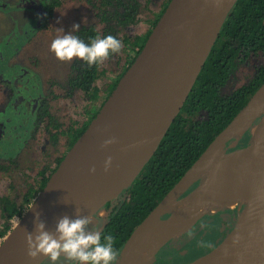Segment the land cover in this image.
I'll return each instance as SVG.
<instances>
[{"label": "trees", "instance_id": "obj_1", "mask_svg": "<svg viewBox=\"0 0 264 264\" xmlns=\"http://www.w3.org/2000/svg\"><path fill=\"white\" fill-rule=\"evenodd\" d=\"M66 1L31 0L30 2L34 6L37 4L44 6L46 12L44 17L47 22L52 13ZM82 1L94 7L99 22L95 25H82L79 31L73 34L85 43H90L97 36L103 38L113 35L122 42L123 48L118 55L114 54L103 63L92 67L79 59L73 60L67 85L72 92L82 94L87 101L81 121H74L68 129L63 130L59 123L53 121L48 105L42 104L43 125L45 123L47 129H58L60 132L53 135V141L62 143L65 137L66 146L69 149L86 131L92 119L96 117L121 78L135 61L171 0L165 3L155 19L151 21V26L146 34L137 36H130L126 30L140 24L143 12L149 9L147 6L143 7L139 0ZM31 4H28V10L37 12L36 9L30 8ZM122 56L126 59V63L120 73L114 80L105 83L110 77V64L116 57ZM263 86L264 0H239L229 13L186 101L157 152L134 183L117 199L105 206L110 210V213L106 220L99 219L103 225L102 242L103 237L113 236L114 248L119 251L122 257L123 249L135 230L180 183L222 132L246 109L251 99ZM102 95H106L105 100L96 106L95 104ZM260 121L261 118H258L254 124H259ZM239 139L238 145L228 152L252 143L254 141L252 129L239 136ZM65 155L66 152L57 159L53 170L43 168L38 175V185L31 186L20 201L8 197L2 199L1 217L5 220V225L0 226V240L4 239L12 230L11 222L14 218H21L22 210L31 206ZM201 182L202 179H199L182 196L186 197ZM182 196L175 201L181 199ZM245 207L246 203H241L236 207H217L210 211L196 223L199 225L195 229L172 238L159 249L156 254L157 264H177L184 259L195 261L208 255L228 238ZM227 214L234 215V221ZM172 215L173 211L170 210L166 212L164 219ZM98 226H101L100 223ZM184 238L190 242H186L185 246L179 250L180 252L173 247L167 249L170 247L169 243L178 244ZM120 261L121 258L118 264Z\"/></svg>", "mask_w": 264, "mask_h": 264}, {"label": "water", "instance_id": "obj_2", "mask_svg": "<svg viewBox=\"0 0 264 264\" xmlns=\"http://www.w3.org/2000/svg\"><path fill=\"white\" fill-rule=\"evenodd\" d=\"M238 1L171 0L169 2L143 49L121 78L115 90L108 97L96 117L92 119L86 131L68 150L60 165L48 178L47 185L35 198L28 212L21 218L20 225L15 230V227L12 228L13 231L11 230L7 235H15L16 240L10 243L8 239H5L6 236L0 244V249H2L0 251V264H42L47 259L41 255L38 259L31 260L27 256L25 231L34 232L36 214H39L40 220L46 225V230L50 232L55 230L60 218L67 216L74 219L77 211L81 216H90L93 219L108 203L117 199L134 183L157 152L186 101L222 26ZM214 30L216 32L211 45L202 58L175 116L161 130L131 139L130 130L139 116L144 114L153 103L160 101L163 96L167 97L169 87L186 70L199 52L205 38ZM250 103L214 141L180 183L135 230L123 249L119 264H155L157 251L172 238L188 232L189 230L186 229L196 224L203 216L217 207L225 208V206L209 205L208 202L204 201L190 209L185 203L187 210H191L190 215H188L189 227L187 226L188 228L182 232L171 235L170 239L165 240L154 252L146 254L143 246L144 239L158 224L169 220L178 210H181V208L176 209L178 201L175 200L186 193L200 178L185 191H183L184 187L182 189L179 187L209 149L220 141L218 145L223 146L224 155L239 150L228 152L226 147L237 134V131L233 129L236 121L247 110ZM254 122L255 120L252 124ZM263 122L264 119L254 126H259ZM112 137L116 138L117 143L106 148L101 147L105 140ZM254 141L252 144L256 143ZM133 145L134 147H131ZM109 156L112 157V166L108 172H105L104 162ZM92 168L96 169L95 173L90 171ZM88 172L90 173V180L87 192L74 203L72 208L62 211L64 200L72 188L74 177L79 173L85 179ZM209 179L205 181L203 186L199 187V185V188L197 187L185 198L208 185ZM170 210L173 211V215L164 219L166 212ZM240 218L231 234L238 227ZM186 223L185 218L184 224ZM231 234L209 254L227 243ZM245 234V238L240 243L241 253L234 257L230 264H264V179L257 208L249 219ZM202 258L187 264H196Z\"/></svg>", "mask_w": 264, "mask_h": 264}, {"label": "rangeland", "instance_id": "obj_3", "mask_svg": "<svg viewBox=\"0 0 264 264\" xmlns=\"http://www.w3.org/2000/svg\"><path fill=\"white\" fill-rule=\"evenodd\" d=\"M30 1L9 3L0 0V200L6 196L19 199L32 184L38 185L35 179L38 170L40 171L41 167L53 170L57 159L67 150V146L60 142L56 148L49 146L47 138L35 132L27 144V149L31 148L33 152L24 155V163L19 165L18 160L3 161L11 157L15 159L21 157L27 140V130L35 122V111L37 113L45 91L54 116L64 127L67 124L72 125L74 121H81L87 106L83 96L80 93H73L67 85L71 73L70 66L75 58L71 62L59 61L50 51V45L58 35H63L57 29L63 28L64 34H67L73 24H79L80 27L98 24L96 10L82 0H67L45 22L44 6L40 4L34 6ZM139 1L143 7L147 6L149 9L143 12L140 24L126 30L130 36L146 34L151 21L168 0ZM28 4H31L30 8L37 10V16L28 10ZM21 52L26 55V64L15 62L11 65L14 62L13 58ZM36 56L41 57L37 66L34 60ZM125 63L124 56L116 57L109 66L110 77L105 83L114 80ZM99 85L101 86V82ZM9 92L13 100L9 99L7 104ZM105 98L106 95H102L95 105L99 106ZM260 118L264 119V115ZM234 146L236 144L228 145L226 150L230 151ZM179 208L181 206L177 205L176 209ZM27 209L24 208V215L28 212ZM106 214L104 211L100 216ZM97 217L93 218L92 225L98 221ZM20 220L21 218H15L12 221L13 228L19 225ZM3 225L5 220L0 213V226ZM3 241L4 239H1L0 244ZM154 250L151 249V252Z\"/></svg>", "mask_w": 264, "mask_h": 264}, {"label": "bare ground", "instance_id": "obj_4", "mask_svg": "<svg viewBox=\"0 0 264 264\" xmlns=\"http://www.w3.org/2000/svg\"><path fill=\"white\" fill-rule=\"evenodd\" d=\"M215 32L216 30L210 32L205 38L193 61L189 64L186 70L180 74L177 81L169 87L170 89L167 91V97L163 96L160 101L153 103L144 114L139 116L137 122L130 130L131 139H136L161 130L170 121V119L175 116L185 97V93L192 82L193 76L202 61V58L211 45ZM258 110L264 111V88L256 94L247 110L236 121L233 129L237 132L245 131L254 120L264 115V112H261L254 117V112ZM250 120V125L244 129ZM255 134L259 140L255 138L254 142L258 143H250V146L248 145V147L239 148V150L228 155L223 154V146L218 145L220 141L215 143L209 149V151L214 154V181L210 180L208 185L210 186L214 184V202L224 206H235L239 202H246L247 208L245 207L246 210L243 209L239 225L231 234L229 241L223 244L212 254L202 258L196 264H230L233 258L241 253L240 243L245 238V230L248 226L249 219L257 208L258 199L263 185L264 122L262 125H259ZM209 151L206 154H208ZM220 154L225 159L228 156H231L229 157V160L226 159L225 162H222ZM205 156L203 157L204 159L202 158V160L197 163L195 168L180 185L179 189H182L190 182V180L194 179L197 172L207 168L206 165H208V158L210 155L208 157ZM79 173L74 177L75 179L73 181L72 188L66 195L62 211H67L72 208L74 203L79 198L84 196L87 192V188H89L88 184L90 180V173L88 172L87 175H85V179L82 177V174ZM208 186L206 185L204 188L203 192L205 194L208 192ZM198 196L199 192L194 195L191 202H197ZM215 203L214 205L218 206V204ZM180 211L181 210H178L169 220H165L158 224L144 239L143 246L146 254L152 253L151 249H156L157 246L161 245L162 242L168 239L171 235L182 232V230L188 228V213L183 211L180 214ZM185 218L187 222L186 224H184ZM16 228H14V230ZM164 228L167 229L165 230ZM6 239H8L11 243L16 240V236L11 234L7 236ZM1 250L2 249H0V251Z\"/></svg>", "mask_w": 264, "mask_h": 264}, {"label": "clouds", "instance_id": "obj_5", "mask_svg": "<svg viewBox=\"0 0 264 264\" xmlns=\"http://www.w3.org/2000/svg\"><path fill=\"white\" fill-rule=\"evenodd\" d=\"M79 29V24H73L67 34H64L63 28L57 29L63 35L52 40L50 51L59 61L71 62L75 58L92 67L114 54L118 55L123 48L122 42L113 35L97 36L90 43H85L73 34ZM115 143L117 140L112 137L105 140L101 147ZM111 166L112 157L109 156L104 162V171L108 172ZM90 171L95 173L96 169ZM92 220V217L81 216L77 211L76 218H60L55 230L50 232L36 214L34 232L25 231L28 258L36 260L42 255L50 264H118L121 256L114 248V237L105 236L102 242V233L98 227H93Z\"/></svg>", "mask_w": 264, "mask_h": 264}, {"label": "flooded vegetation", "instance_id": "obj_6", "mask_svg": "<svg viewBox=\"0 0 264 264\" xmlns=\"http://www.w3.org/2000/svg\"><path fill=\"white\" fill-rule=\"evenodd\" d=\"M5 1H7V2H9V3H19V2H22V0H16L15 2H11L12 0H5ZM58 9V8H57ZM35 14H36V16H37V12H34ZM38 31V30H37ZM36 31V32H37ZM16 54H14V56H15ZM18 57H20L19 58V60H17V58ZM41 60V57L39 58V56H36V58H34V60L36 61V66H37V64H38V60ZM13 60H14V62L11 64V65H14V63L15 62H17V63H20V64H26L25 62L27 61L26 60V55H25V53L24 52H21V53H18L17 54V56H15V58H13ZM34 64V63H33ZM1 86H5V85H1ZM42 86H44L43 85V83H42ZM2 89V88H1ZM73 93H75V92H73ZM76 93H78V92H76ZM81 96H83L82 94H81ZM12 95L10 94V92L8 93V99H6V102H7V104L9 103L8 101H9V99L12 101L13 99H12ZM84 98V97H83ZM44 103H46V105H48V110H49V113H50V115L53 117V121L55 122V123H59L58 122V120H57V118L54 116V114H53V112H52V107H51V104H50V100H49V98L47 97V94H46V91H45V95H43V97H42V100H41V104L39 105V108H38V111H37V113H36V111H35V122L33 123V125H31L30 127V129L29 130H27L28 132L26 133L27 135H26V137H27V140H26V142H25V144H24V149H23V151L21 152V157L19 158V159H15V158H8V159H4L3 161H12V162H14L15 160H18V163H19V165H21V163H24V155H26L27 154V152L28 153H32L33 151L31 150V148H29V149H27V144H28V142L31 140V138L33 137V135H34V133L36 132V133H38V135H41V137L44 135L46 138H47V141H48V144H49V146H51V147H54V148H56L57 146H59V143H55L54 141H53V139H52V137H53V135L55 134L56 135V133L57 134H59V130L57 129V130H53L52 128H50V129H47V127L45 126V123H44V125H43V121H42V116H41V107H42V104H44ZM84 103H85V105L87 104V101H85V99H84ZM62 126V125H61ZM71 126V124H67L65 127L64 126H62V129L63 130H65V129H68L69 127ZM62 130V131H63ZM24 134V133H23ZM61 137H64L63 135H61ZM52 139V140H51ZM39 140H41V139H39ZM63 142H62V144L63 145H66V142H65V137H64V139L62 140ZM66 151H64L63 153H67L68 152V150H69V148H67L66 147ZM19 155V154H18ZM14 156H16V155H14ZM13 156V157H14ZM14 160V161H13ZM1 163V162H0ZM39 165H41V164H39ZM43 170V167H41V169H40V171L38 170V173H37V176H36V178L35 179H37V181L39 182V177H38V175H39V173L41 172ZM52 175V174H51ZM32 186H34V184H32ZM31 187V186H30ZM30 189V188H29ZM29 189L24 193V195L23 196H21L19 199H13V198H11L10 196H6V197H8L9 199H12V200H16V201H20V199H22V198H24V196H25V194L29 191ZM41 192V191H40ZM6 197H3L2 199H4V198H6ZM2 199L0 200V204H1V201H2ZM241 202H239L238 204H240ZM242 203H246V202H242ZM238 204L236 205V206H238ZM236 206H234V207H236ZM28 208V207H27ZM29 209V208H28ZM27 209V210H28ZM24 210V209H23ZM22 210V211H23ZM1 205H0V213H1ZM106 212L107 214H106V216H100V214L102 213V212ZM243 211V210H242ZM109 213H110V210L109 209H107V208H103L100 212H98V214H96L94 217H97V219H98V221L95 223V224H93V225H96L95 227H98L99 228V230L101 231L102 230V228H103V225L101 224V222L99 221V219H104V220H106L107 218H108V216H109ZM242 213V212H241ZM224 215H226V214H224ZM228 216H231L232 217V221H234V219H235V216L234 215H232V214H227ZM23 216H24V213H23ZM22 216V217H23ZM21 217V218H22ZM93 217V218H94ZM16 218H19V217H16ZM15 219V218H14ZM208 222H211L210 220H208ZM12 223V222H11ZM99 223H100V225L101 226H98L99 225ZM199 225V223L193 228V229H195L197 226ZM12 228H13V226H12ZM193 229H191V231L193 230ZM188 239H189V237H188ZM187 242V240L184 238V239H181L180 241H179V243L178 244H171V243H169V245H170V247H168L167 249H169V248H172L173 247V249H175V250H177V251H179V250H181L185 245V243ZM190 242V241H189ZM189 242H187V243H189ZM210 246L212 247L213 246V244L211 243L210 244ZM180 252V251H179ZM158 253V252H157ZM156 253V254H157ZM182 253V252H181ZM156 257H157V255H155V260H156ZM48 259H46L43 263H50V261L48 260ZM190 262H193V260H191V261H188V260H182V261H180V262H178L177 264H187V263H190ZM42 263V264H43ZM158 262H157V260H156V262H155V264H157Z\"/></svg>", "mask_w": 264, "mask_h": 264}, {"label": "crops", "instance_id": "obj_7", "mask_svg": "<svg viewBox=\"0 0 264 264\" xmlns=\"http://www.w3.org/2000/svg\"><path fill=\"white\" fill-rule=\"evenodd\" d=\"M261 112H264V111H261V110H258V111H256V112H254V117L256 116V115H258V114H260ZM250 123H251V120L246 124V126H245V128L244 129H246L249 125H250ZM252 124V123H251ZM253 125V126H252ZM252 125H250L245 131H242V132H236L237 134L236 135H234V137H233V139H232V141L231 142H229V146H231L232 144H236V146L238 145V143H239V141H240V139H239V136H241L242 134H244L245 132H247L249 129H252L253 128V136H254V140H255V138H257L256 137V134H255V131H256V129L259 127H255L254 126V124H252ZM262 125V124H261ZM243 129V130H244ZM257 140H259L258 138H257ZM256 143H258V142H256ZM255 143V144H256ZM236 146H234V147H236ZM241 148H243V147H241ZM214 151V150H213ZM210 153V154H209ZM209 153L208 154H206V156L205 157H208L209 155V158H208V165H206L207 166V168H205L204 170H201V171H199V172H197L195 175L197 176H195V178L193 179V180H191L188 184H186L185 186H184V188H183V191H185L186 189H188L197 179H202V182H201V184H200V186L199 187H201V185L203 186L204 185V183H205V181L206 180H208L209 178V181L210 180H213L214 179V169H215V165H214V154H212V152L211 151H209ZM214 153V152H213ZM233 155V154H232ZM231 156V155H230ZM230 156H228L226 159H228L229 160V157ZM204 159V158H203ZM220 159H221V161L222 162H225V158H223L222 156H221V154H220ZM222 175H224V174H222ZM193 176V177H194ZM213 176V177H212ZM214 181V180H213ZM209 183L210 182H208V185H209ZM207 185V186H208ZM198 187V188H199ZM205 188V187H204ZM204 188H202V189H200L199 191H197V192H199V196H198V201L197 202H191L192 200H193V197H194V195L195 194H197V192H195V193H193V194H191L189 197H187V198H185V197H183L182 195V197H181V199H178L177 201V205H179V206H181V211L179 212L180 214L184 211L185 213H188V215H190V212H191V210H187L188 208H186V205H185V203L190 207V209H192V208H194V207H196V206H198V204L199 203H202V202H208V204L209 205H214V198H215V196H214V184H212V185H210V186H208V192H207V194H205L203 191H204ZM182 191V192H183ZM215 204H218V206H224V205H221V204H219V203H215ZM238 204V203H237ZM236 204V205H237ZM235 205V206H236ZM216 206V205H215ZM225 207H234V206H225ZM186 208V209H185ZM185 209V210H184ZM176 214V213H175ZM179 216V215H178ZM196 226V224H193L190 228H188V229H186V230H191V229H193L194 227ZM189 227V226H188ZM165 230L167 229V228H164ZM163 229V230H164ZM170 230V229H169ZM176 234V233H175ZM171 237V236H170ZM170 237L168 238V240L170 239ZM167 240V239H166ZM165 242V241H164ZM163 243V242H162ZM166 245V244H165ZM164 245V246H165ZM160 246V245H159ZM158 247V246H157ZM162 248V247H161ZM156 250V249H155ZM154 250V251H155ZM158 250V249H157ZM153 251V252H154ZM151 254V253H150Z\"/></svg>", "mask_w": 264, "mask_h": 264}]
</instances>
